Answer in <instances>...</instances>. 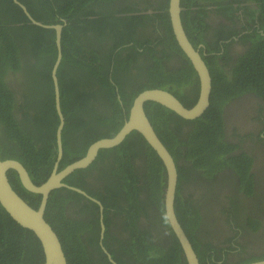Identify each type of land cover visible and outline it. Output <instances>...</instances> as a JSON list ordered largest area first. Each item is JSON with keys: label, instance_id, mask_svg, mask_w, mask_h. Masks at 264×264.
I'll use <instances>...</instances> for the list:
<instances>
[{"label": "trees", "instance_id": "trees-1", "mask_svg": "<svg viewBox=\"0 0 264 264\" xmlns=\"http://www.w3.org/2000/svg\"><path fill=\"white\" fill-rule=\"evenodd\" d=\"M18 1L27 8L35 20L47 25H64L61 43L63 57L57 71L61 109L66 120L62 134L64 156L60 169L83 158L87 148L96 141L112 138L120 131L122 126L119 125V122L122 119H118V117L121 110L129 111L134 102V97L129 99L126 91L129 86L135 87L140 83L142 72L147 78L145 84L138 86L140 90L136 92L137 94L150 88L166 89L176 96L180 94L178 75L168 74L158 64L156 54L160 52L158 51L159 47L164 50L163 41H156L153 44L148 38H145V53L143 54L140 51L143 42H140L135 35L136 30L142 25L140 21L143 17L131 16L130 14H133L135 10L123 7V5L117 9V4L114 2L120 0ZM251 1L257 3L258 13L264 19V0ZM241 2L242 0H234L233 4L238 5ZM167 10L168 7L164 6L162 18L165 27H168L167 32L174 38ZM221 10H223L222 6ZM226 14L228 15L226 18L229 19L230 15L227 11ZM149 19V16L145 15V27L149 25L146 22ZM186 31L189 40H193L191 36L195 33L192 28L186 27ZM198 41L211 49L206 42ZM130 44L133 45L130 46ZM211 50L209 53L220 49L213 48ZM178 52L181 53L180 50ZM144 55L145 67L141 68L140 63ZM225 55L226 52H224ZM57 56L54 30L32 25L20 6L13 0H0V114L3 116L2 123L7 124L10 128V134H7L11 139L10 143L16 142V138L19 136L18 144H20V147L17 145L12 148H8L7 145L0 147V158L21 162L36 184L49 178L57 155L56 130L59 119L55 109L54 87L51 78V71ZM22 57L29 59L28 62H31V59L35 62L33 65L28 63L29 69L25 68V70H28L32 84L38 88V95L33 98L35 103L32 106L36 115L30 119L27 113H23V124L25 125L19 123L15 118L14 96L4 81L10 69L14 72L22 70L20 67ZM225 60L229 61L228 58ZM214 61V58L208 59L209 63ZM67 64L70 66V71L73 67L75 68L69 72L71 78L66 80L64 79L66 76L62 72L65 67V74ZM190 71L194 76L192 68ZM216 72L217 70L213 71V76ZM239 72L240 70L233 71L232 81L234 84L240 81V76L234 79V75L238 76ZM217 77L214 82L212 98L217 99L219 96L224 99L230 98ZM261 78H264V73ZM183 84L187 85L184 81ZM86 89H89L90 92L86 93ZM116 90L121 91L120 96L123 104L115 98ZM194 94L196 97L198 90ZM96 101H101L103 107L97 109ZM196 101L197 99L195 102H186L184 106L190 105L191 107ZM24 109L21 108L19 111L22 112ZM146 109L157 135L176 162L179 179L175 212L178 215L185 213L184 218L180 219L187 235L195 245L198 240L195 237L194 228L197 226L200 216L199 210L182 201V185L190 179L193 171L215 174L229 163H235L239 169L246 173L248 168L242 166L246 163L245 154L235 155L236 145L224 138V127L219 115L221 110L219 111L220 108L217 105L211 107L207 117L188 122L191 130L186 137H183L181 130L177 131L171 125L175 124L179 117L163 108L159 109L153 103L147 105ZM73 111L90 119L92 117L102 118L84 122L82 117L79 120L76 115L68 116ZM165 112H168L167 121L166 119L163 121L160 117L165 116ZM111 113L115 116L113 119H110ZM80 128L84 132L80 134V141L73 147L71 138L81 130ZM84 140L85 144L82 145ZM73 150L76 153H73ZM134 155L145 159V165H147L145 169H148L145 171L147 177L133 176V173L124 177L119 175L124 168L130 166ZM183 160L188 166L181 165ZM105 161H110V163L106 167V171L101 172L100 180L105 183L107 193L145 191L150 194L147 197H150L151 200L161 202L159 204L160 211L163 210L162 202L166 186L165 169L157 154L140 134L132 132L119 146L107 150L102 149L92 165L96 167V164L100 162L101 165H104ZM91 168L92 166L89 167V169ZM81 172L82 170L76 171L67 179H71L74 174ZM245 173L243 174L245 175ZM8 177L13 189L32 208L38 209L41 197L24 191L14 171H10ZM139 180H144L143 185ZM59 192L56 190L52 193L45 219L57 232L63 244L68 264H94L92 257L96 251L100 254L99 262L106 264L107 261L103 260V253L98 248L97 220L93 219L96 237L87 239L90 249L88 251L82 237L86 226L83 221L73 223L66 217L63 212L62 197L58 195ZM137 196L129 195L126 200L130 209L134 207L132 199ZM94 197L103 202L107 201L104 195H95ZM113 207L121 208L118 203ZM193 220L197 221L193 224ZM106 221V224L109 225V220L106 219ZM125 226L130 229L129 225ZM135 229L137 230V227ZM137 234L132 232V244L130 241L123 243L114 235H110L109 230L106 233L104 244L118 264H171L169 260L182 264L180 258L168 257L179 247L175 236L172 238L174 243L169 248V253H165L153 242H150L152 236L146 230L145 237L144 234L136 236ZM112 239L118 242L117 249L111 244ZM43 255L41 244L34 234L15 223L0 205V264H41L42 258L44 259ZM125 256L133 258V261L126 262ZM148 257H153L154 260L147 259Z\"/></svg>", "mask_w": 264, "mask_h": 264}, {"label": "flooded vegetation", "instance_id": "flooded-vegetation-1", "mask_svg": "<svg viewBox=\"0 0 264 264\" xmlns=\"http://www.w3.org/2000/svg\"><path fill=\"white\" fill-rule=\"evenodd\" d=\"M233 1L234 0H180L181 23H183L186 33V27H191L194 31L195 34H192L191 37L193 40L190 39V43L203 59L211 76L212 88L208 109L200 117L194 120H187L174 110L162 104L147 102L144 107L146 113L147 105L153 103V105H157L159 109L163 108L165 111H169L179 117V121L177 120L175 124L171 125L175 127L177 131L181 130L183 132V137H186L191 130L188 122L207 117L210 114L209 111L211 107L217 105V107L219 106L220 108L219 111L221 110L219 115L224 127V138L236 145L237 149L234 151L235 155L242 156L245 154L246 163L242 164V166L248 168L246 173L243 172L242 169H239L235 163H229L215 174L207 172L196 173L193 171L190 179L182 185V201L185 204L186 202L189 203L199 210L200 216L198 221H192L193 224L197 221V226L194 230L198 242L195 245L187 235L180 219L184 218L183 216L185 213L178 215L176 212V217L178 223L182 226L189 238L191 246L201 264H251L264 261V78H261V75L264 73V19L261 18L258 13L256 2L242 0L241 4L239 3L237 6V4H233ZM114 3L117 4V9L121 8L122 5L123 7L134 9L135 12L130 14L131 16L137 15L143 17L140 21L142 23L141 27L135 32L138 40L143 42L142 49H140L143 54L145 53V38H148L153 44H155L156 41H163V45L165 46L164 50H162V47H159L158 51L160 52L156 54L158 64H160L168 74L175 73L178 75L180 80V94L176 96L174 93L169 92V90H164L171 93L183 106L184 104L186 105V102H195L196 99L198 101L201 91L199 76L188 57L180 48L174 35L173 28L172 33L174 38L167 32L168 27L166 28L164 25L162 18L164 16L163 8L164 6L169 7V0L168 2L167 0H120ZM217 4L222 5L223 10H221V6ZM226 11L228 13L230 12L229 19L226 18L228 16L227 14L225 15ZM145 15H148L150 18L146 21L149 23L147 27H145ZM197 39L206 42L211 49L217 48L220 50L209 53V51L212 50L208 49L205 44H202ZM132 45L133 44H130V46ZM179 50L182 54L178 52ZM224 52H226L225 56ZM209 58H214L215 61L209 63ZM225 58H228L229 61H226ZM28 60L29 59L26 57L21 59L20 67H22V70L14 72L10 69L9 74L4 78L8 90L12 92L14 96L15 110H13V112L15 118L19 123H22V125H25L23 124V113H27L30 119L36 115L32 106L35 103L33 102V98L38 95V88L32 84V81L29 79L28 70H25V68L29 69L28 63L33 65L35 62L32 59L31 62H28ZM140 64L141 68L145 67V55L142 56ZM74 68L75 67H73L71 71ZM191 68L194 71V76L191 75ZM64 69L62 72V74L66 76L64 79H70V66L68 64L66 65L65 74ZM216 70L217 72L213 76V71ZM235 70H240V72L238 76L234 75V79L240 76V81L234 84L232 80L233 71ZM216 77L221 81L220 85L225 88L230 98H219L220 96L217 99L212 98ZM85 78L87 79V76H85ZM146 78L147 76L142 72L140 83L135 87H128L126 93L128 97H130L129 99H133L134 97L135 100L139 94L146 90L162 89L150 88L137 94L136 92L140 90L138 86L140 84H145ZM183 81L187 83L186 86H184ZM97 88L98 86L96 89ZM196 90H198V94L195 97L194 92ZM87 92H90L89 89L86 93ZM120 94L121 91L116 90L115 98L119 99L120 103L123 104ZM197 101L191 107L190 105L184 107L191 110L196 106ZM96 102L97 109L103 107L101 101ZM21 108L25 109L20 112L19 109ZM130 110L131 108L129 111L126 109L121 110L118 119H122V121L119 122V125L121 124L122 127L129 120ZM61 112L63 114L62 109ZM72 115H76L79 120L82 117V121L84 122H91L90 120L102 118L92 117V119H90L86 116H80L75 111L68 114V116ZM164 115L165 116L160 117L163 121H165V119L167 121L168 112H165ZM146 116L149 119L147 113ZM63 117L65 120L64 114ZM114 117V114L111 113L110 119ZM58 119L59 127V115ZM2 122L3 116L0 114V147L4 145H7L8 148H12L15 145L20 147V144H18L19 136L16 138V142H13V144L10 143L11 139L7 136V134H10V128L7 124L5 125ZM65 126L66 120L64 127ZM80 129L81 130L71 138L73 147L80 141V134L84 132L82 128ZM57 130V155L50 176L54 171L60 172L66 168L60 169L64 153H62L61 159L58 160ZM83 144H85V140L82 141V145ZM73 153H76V151L73 150ZM109 163L110 161H105L104 165H101L102 163L100 162L96 164V167L91 164V169H89L90 166H88L87 168L76 170H82V172L74 174L71 179H67L76 171L72 172L62 181L65 187L56 189L60 191L58 195L62 197L63 212L66 217L73 223L77 221L84 222L86 228L84 227L82 237L88 251H90V249L87 239L96 237L98 234V248L101 249L103 253V260L106 259V264H113L104 252V250H106L110 254L111 259L118 264L104 244L108 230L110 235H114L123 243H128L130 241L132 244V232L138 233L136 236H139L143 235L146 230L152 236L150 242H153L154 245L162 249L165 253H169V248L174 243L172 238L175 236L179 247L168 257L180 258L182 264H188L187 261H185L181 246L169 223L164 205V195L162 202L163 210L160 211L159 204H161V202H158V200L156 202L151 200L150 197H147V195L150 194L145 193V191L132 193L118 192L117 194L113 192L107 193V187H105V183H102L100 178L102 176L101 172L106 171V167ZM183 164L188 166L184 160L181 165ZM146 166L145 159L134 155L130 161V166L124 168L119 175L124 177L133 173V176H139L141 178L147 177L145 174V171L148 170L145 169ZM110 173L113 172L110 171ZM243 173H245V175ZM16 175L24 191L41 197L39 203L40 207L42 195L26 190L17 173ZM208 175L213 176L210 177ZM46 181L36 184L32 180V182L38 186ZM139 181L140 184L143 185L144 180ZM53 192H51L49 199ZM95 195H104L107 201L103 202L101 199L94 197ZM129 195H138L132 199L134 204L132 209L129 208V204L126 202ZM49 199L45 213L47 212ZM116 203H118L121 208L116 209L113 207ZM93 219L97 220V226L99 228L97 234L94 232ZM106 219L109 220V225L106 224ZM102 225H104V230L102 229ZM125 225H129L130 229ZM135 227H137V230ZM111 244L116 249L119 247L116 240L112 239ZM92 258L94 264H101L99 262L100 254L98 251L94 253ZM124 259L128 263L129 260L133 261V258L129 256H125ZM147 259L154 260L153 257H148ZM43 261L45 262L42 258L41 264H44ZM169 262L171 264H179L174 260H169Z\"/></svg>", "mask_w": 264, "mask_h": 264}, {"label": "water", "instance_id": "water-1", "mask_svg": "<svg viewBox=\"0 0 264 264\" xmlns=\"http://www.w3.org/2000/svg\"><path fill=\"white\" fill-rule=\"evenodd\" d=\"M13 1L15 4L20 6L32 25L55 31V43L58 56L51 71V78L54 87L56 111L60 118V125L57 130L58 160H60L63 153L62 130L65 125V120L60 106V91L57 71L62 59L61 43L62 30L64 26L60 24L47 25L39 22L30 15L27 8L23 4H21L18 0ZM180 14V0H169L168 15L174 35L179 43L180 48L192 63L200 79L201 91L197 104L194 108L188 110L171 93L164 89H150L142 92L136 97L132 104L129 120L114 137L96 141L89 147L85 157L68 165L60 172L54 171L49 179L39 186L32 182L28 171L21 162L11 159L2 160L0 158V205L15 223L32 232L38 239L43 249L45 260L44 264H67V258L64 253L61 241L51 225L45 219V210L51 192L65 187L62 181L69 174L76 170L84 169L90 166L97 157L100 150L119 146L133 131H136L145 139L147 144L157 154L165 169V210L169 219V223L183 251L185 261H187L188 264H201L184 229L178 223L175 213V202L178 188V171L176 162L169 150L158 137L153 125L147 118L144 109L147 102H155L174 110L187 120H194L200 117L209 107V97L212 88L211 76L203 59L190 43L183 23H181ZM11 170L18 174L20 181L26 190L42 195V202L38 209L32 208L13 189L8 178V172ZM102 229L104 230V225H102ZM104 252L107 254L109 260L113 264H116L111 259L110 254L106 250H104ZM251 264H264V261L254 262Z\"/></svg>", "mask_w": 264, "mask_h": 264}, {"label": "bare ground", "instance_id": "bare-ground-1", "mask_svg": "<svg viewBox=\"0 0 264 264\" xmlns=\"http://www.w3.org/2000/svg\"><path fill=\"white\" fill-rule=\"evenodd\" d=\"M228 1V0H227ZM230 1V0H229ZM198 2V1H197ZM236 2V1H235ZM221 3V2H220ZM226 3V2H225ZM206 4V3H205ZM241 4V3H240ZM217 5H220V4H217ZM220 6H222V5H220ZM238 6V5H237ZM254 6V5H253ZM226 7V6H225ZM203 8V7H202ZM217 9V8H216ZM239 9V8H238ZM215 10V9H214ZM228 11V10H227ZM209 12V11H208ZM238 12V11H237ZM230 13V12H229ZM225 15H226V13H225ZM228 17V16H227ZM225 25V24H224ZM244 49H245V47H244ZM165 193V192H164ZM176 213V212H175Z\"/></svg>", "mask_w": 264, "mask_h": 264}]
</instances>
